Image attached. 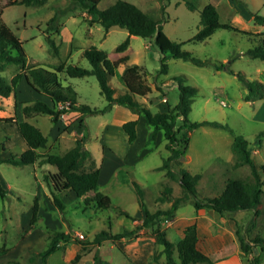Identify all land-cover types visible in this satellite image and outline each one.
Segmentation results:
<instances>
[{
    "label": "rangeland",
    "instance_id": "obj_1",
    "mask_svg": "<svg viewBox=\"0 0 264 264\" xmlns=\"http://www.w3.org/2000/svg\"><path fill=\"white\" fill-rule=\"evenodd\" d=\"M114 1L100 0L97 5L105 8ZM127 1L161 19L162 30L170 40L184 42L182 49L206 62L196 65L190 60L170 57L166 60L167 72L158 75L163 54L153 37L130 35L127 61L120 63L114 74L108 77L113 96L127 91L121 72L125 66L132 64L141 67L151 87L149 93L135 98L152 112L170 109L178 101L174 76H183L185 83L196 86L198 93L190 105L189 120L217 121L225 124L227 129L211 125L192 129L180 166L192 175L199 174L196 183L199 197L218 196L227 179L250 176L248 165L233 166L234 155L230 145L234 136L241 135L247 140L257 165L264 160V133L258 143V134L264 132V96L246 100L248 88L236 74L230 72L232 69L250 81L264 84V61L246 54V50L260 39L254 34L264 32V23L254 22L251 16V13L264 16V0H219L216 5L219 21L236 29L217 28L202 41H193L191 37L200 27V11L209 0H189L195 5L193 10L183 0ZM72 4L73 0H47L38 6L6 5L5 0H0L2 21L22 41L28 64L50 66L65 62L90 68L88 60L82 55L86 47L95 45L111 58L117 53L115 47L128 36V31L119 26L105 30L97 23L90 25L86 12L78 7L70 10ZM63 9L64 12L59 11ZM53 14H56L60 29L59 33H51L57 54L46 40V23ZM220 62L224 63V67L216 69L215 65ZM21 71L19 66L9 64L0 70V75L10 81L15 73ZM60 78L73 86L78 103L96 109H102L107 104L94 75L69 77L60 73ZM36 98L46 99L30 92L23 76L10 95H0V160L12 154L17 156L26 148L16 122L22 119L21 102ZM164 98L166 101H163ZM63 107L66 110L58 115L56 122L49 115L39 113L27 118L47 137L45 146L38 152L62 154L82 139L84 147L91 152L84 169H99L97 190L107 194L112 204L108 208H96L92 202L86 203L83 198H77L73 192L63 191L60 199L64 208L58 210L51 203L49 189L43 179L45 172L55 171L54 166L2 161L0 183L5 189V196L0 195V259L12 264L16 261L43 264L38 253L47 247L50 235L62 231L67 237L58 241V248L47 256L46 264H166L163 246L156 242L154 231L150 226L142 225L143 212L133 185L135 182L141 188L143 203L150 212L169 207L168 200L158 199L166 185L171 187L173 197L181 194L178 181L168 178L164 170L158 168L168 153L163 131H158L155 140L148 142L151 128L143 115L118 104L105 111L87 114L84 120L79 121L78 109H70L62 103L56 106L57 109ZM129 119H137L133 141L128 140L122 128V122ZM80 124L85 127L79 128ZM180 166L174 165V170L177 172ZM91 194L89 192L87 196ZM35 205V218L32 219ZM119 209L128 212L129 217L121 215ZM258 210H240L223 215L225 219L234 221L239 234L251 244V252L247 255L249 261H244L246 264H252L254 256L258 259L257 264H264V251L251 242L255 236L264 237V195ZM175 215L173 226L172 223L166 226L164 218H160V229L166 231V237L172 242H176L185 225L193 221L195 208L191 202H185ZM214 216L218 219L219 215ZM134 218L136 222L132 220ZM205 223L210 228L205 237L200 235V246L204 251L214 257L234 253L236 246L232 235L219 228L222 219H219V226L209 220ZM101 230L111 234L126 230L132 233L117 240H95L94 235ZM77 232H81L83 238ZM233 233L239 246L235 230ZM172 256L176 264H181L176 251Z\"/></svg>",
    "mask_w": 264,
    "mask_h": 264
},
{
    "label": "trees",
    "instance_id": "obj_2",
    "mask_svg": "<svg viewBox=\"0 0 264 264\" xmlns=\"http://www.w3.org/2000/svg\"><path fill=\"white\" fill-rule=\"evenodd\" d=\"M47 0H5L6 5L25 4V5H42ZM100 0H73L70 10L78 7L86 12L89 16L87 22L91 25L97 23L105 30L111 26H119L128 31V36L124 38L116 47L117 52L114 57H109L108 53L95 45H90L82 51V55L88 60L90 68L79 66L75 63L60 62L50 66L31 65L27 63V56L22 45V41L13 34L10 29L3 23L0 7V70L6 65L12 64L19 66L22 71L15 73L10 81L0 75V95L8 96L13 91L20 78L23 76L25 84L30 92H36L46 99H33L22 101L20 104V112L22 119L16 122L20 136L23 138L26 148L17 156L12 154L9 157L0 160L12 164H36L42 166L49 164L55 167L53 172H45L43 179L48 186L51 203L63 210L64 205L60 199L63 191H71L77 198H83L86 203L88 201L96 208H108L112 202L107 194L97 190L99 169L94 168L85 170V162L91 158V152L84 147L82 139L77 140L75 145L62 154L40 153L38 149L44 147L47 142L46 135L33 123L28 121L29 116L34 114L49 115L51 120L56 122L58 115L65 111L57 109L58 103H67L68 108L78 109L80 111L79 120H84L85 115L93 114L98 111L110 109L114 104L122 105L130 109L132 112L142 114L146 124L151 128L148 133L147 141L155 140L158 131L162 130L165 138V149L167 155L163 157L159 169L164 170L165 175L178 181L181 187V194L172 196L171 187L165 186L163 195L158 199L160 201L168 200L170 205L166 209H156L150 212L144 205L142 200V192L139 185L133 182L135 191L138 196L139 206L143 212L142 225L150 226L154 231L156 242L163 246L162 253L166 256V264H176L173 253L176 251L181 264L202 262L205 264H214L207 253L197 246V229L196 224L191 223L185 226L183 235L176 242L170 241L166 237V231L160 229V218L172 219L176 210L185 202H191L195 209H209L219 215L232 213L240 210H255L258 212V205L264 195V160L263 163L257 165L252 157L248 142L241 135L233 137L230 145L234 155L233 166L248 165L250 167V176L247 178H229L226 180L223 190L218 196L199 197L196 186L199 174H190V172L180 166L181 158L185 155L186 146L189 142V133L192 129L203 125H211L227 129V126L217 121H190L188 114L190 105L194 97L198 93V89L194 85L185 83L183 76H174L173 79L178 87V101L172 108L152 112L150 108L141 101L136 100V96H143L151 91V87L147 84L141 67L137 64L127 65L121 72V79L125 84L127 91L118 96H113V88L108 84V77L113 75L115 69L120 63L127 61L129 54V37L130 35H138L141 37H153L155 45L161 54L160 68L158 75L167 72V58H177L182 60H190L196 65L205 64L203 61L195 57L190 51L182 49L184 42H176L170 40L162 30V20L154 18L151 14L141 10L134 3L127 0H115L105 8H99ZM185 5L193 10L195 5L189 0H183ZM219 0H209L200 11V27L191 37L193 41H202L209 37L217 28L232 27L228 23L219 21L217 11V3ZM69 9V8H68ZM64 12L63 10H59ZM252 20L258 24L264 23V16L251 13ZM47 35L46 40L52 48L54 54H57V46L51 33H59V24L56 14H53L46 23ZM50 31V32H49ZM254 35L260 36L258 42L246 50V54L251 58L264 61V32H258ZM216 69L224 67V63L216 64ZM231 73L237 75L248 88L245 94L246 100L262 98L264 96V84L255 80H248L239 72ZM60 73H64L69 77H82L86 75H94L97 79L100 93L104 95L107 104L102 109L92 108L87 104L77 102V93L73 86L64 83L60 78ZM180 118V121H179ZM179 121V123H178ZM137 119H129L122 122V128L127 134L128 140L133 141L136 138ZM85 127L83 124L79 128ZM264 132L258 134V143L261 142V136ZM174 165H179L176 172ZM89 192L93 194L88 195ZM0 195L5 196V189L0 183ZM36 205L34 207L33 218H35ZM120 214L129 217L128 212L119 209ZM136 218L132 219L135 220ZM131 231H124L119 234H111L104 230L94 235L95 240L104 238L119 239ZM237 234L240 257L243 261H249L248 254L251 252V244L246 242L244 237ZM67 234L62 231H55L50 235L47 247L38 253L43 264H46L47 256L56 251L58 241L66 238ZM252 244L258 245L260 251H264V237L255 236L251 240ZM256 256L252 259V264H257ZM0 264H12L3 262ZM14 264H21L16 261Z\"/></svg>",
    "mask_w": 264,
    "mask_h": 264
},
{
    "label": "crops",
    "instance_id": "obj_3",
    "mask_svg": "<svg viewBox=\"0 0 264 264\" xmlns=\"http://www.w3.org/2000/svg\"><path fill=\"white\" fill-rule=\"evenodd\" d=\"M139 214H140V212H139ZM214 214H217V213H215V212H213V211H211L209 209H204V208L195 209V215L193 217V221L190 222L189 224H191V223H195L196 224L197 238H198L197 246L201 250L204 251L203 247L200 246V240H201V236L200 235L202 234V237H205L206 234L209 233V228H210L209 225L206 226L205 220H209V222L213 223V225L216 224V225L219 226V219H222L223 223H222L221 226H219V228H221L222 230L227 231L229 234L232 235V238L234 239L233 241H234L235 246H236V248L234 250V253H231L229 255L216 256V257L212 256L211 253H207V254L210 255V258H211V260L213 261L214 264H246V263H244V261L240 257L239 246H238V243L236 242V239H235V236H234V233H233V231L235 230L234 221L231 218L225 219L222 215H219V214H218L219 215L218 219H216ZM175 221H176V215H174V217L171 219V223H172L171 225L172 226H173V223ZM213 225L211 227H213ZM184 228L181 231V236L180 237H182V235H183ZM205 228H207V229H205ZM166 236H167V234H166ZM204 252L206 253L207 251H204Z\"/></svg>",
    "mask_w": 264,
    "mask_h": 264
},
{
    "label": "built area",
    "instance_id": "obj_4",
    "mask_svg": "<svg viewBox=\"0 0 264 264\" xmlns=\"http://www.w3.org/2000/svg\"><path fill=\"white\" fill-rule=\"evenodd\" d=\"M163 101H166V99L164 98L163 99ZM62 104H64V105H66L67 103H62ZM225 104V103H224ZM164 224L166 225V226H168V225H170L171 224V220H169L168 218H164ZM134 222H136L137 220H133ZM79 237H81V238H83V234L81 233V232H77L76 233Z\"/></svg>",
    "mask_w": 264,
    "mask_h": 264
}]
</instances>
